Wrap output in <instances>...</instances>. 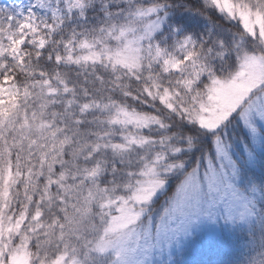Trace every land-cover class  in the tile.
<instances>
[{
	"label": "snow or ice",
	"instance_id": "6c2138e0",
	"mask_svg": "<svg viewBox=\"0 0 264 264\" xmlns=\"http://www.w3.org/2000/svg\"><path fill=\"white\" fill-rule=\"evenodd\" d=\"M129 21L139 25L148 63L128 77L118 64L98 65L84 75L103 91L78 95L77 65L65 62L70 49L93 30L118 34ZM250 63L264 66V0H0V122H19L21 109L27 120L41 89L51 107L75 108L81 127L85 117L89 125L101 117L109 131L99 139L121 147L102 185L145 177L153 185L139 205L147 210L103 247L94 233L71 234L62 212L46 225L35 196L22 210L19 201L13 208L0 200L8 213L5 220L0 212V264L20 256L28 264H264V76L249 81ZM145 69L159 70V83L145 79ZM125 79L139 91L121 90ZM234 82L246 87L221 118L205 123L212 90ZM125 110L135 125L103 119Z\"/></svg>",
	"mask_w": 264,
	"mask_h": 264
},
{
	"label": "trees",
	"instance_id": "16d2710c",
	"mask_svg": "<svg viewBox=\"0 0 264 264\" xmlns=\"http://www.w3.org/2000/svg\"><path fill=\"white\" fill-rule=\"evenodd\" d=\"M138 27L139 25L135 21H129L122 25L118 34L112 32L105 34L93 30L86 35L85 39L77 41L75 49H70L65 62L77 65V68L71 71L79 72V77H72L78 95L85 94L82 91L84 89H87L88 94H92L94 97L97 92H102L104 86L97 84L91 76L84 74L97 70L98 65L112 62L107 56L100 60L83 59L86 50L91 46H95L96 50L103 45L108 46L109 37L111 36L116 41L114 36L120 35L122 32L134 37ZM72 52H75L74 56ZM143 55L144 59L141 60V66L127 68L118 64L117 73L125 77L140 73L141 67L148 63V56ZM125 68L128 69L127 72L124 71ZM99 70L104 71V69ZM108 72L110 73L111 69ZM144 75L145 79L150 78L159 83V70H156L155 74H151L145 69ZM84 80H87L88 83L85 84ZM105 84H107V80ZM129 85L139 91L140 86L127 79L121 83L120 88L126 91ZM48 90H56V86L53 84L52 88ZM42 91L38 89L33 93L36 106H28L27 120L23 119L24 110L21 109L16 114L20 118L19 122H16L15 119L12 123L0 122V129L3 130L0 132V174L5 172L9 166L14 169L13 172L8 173L7 179L0 183V200H5L13 208L19 201L21 203L19 210H22L23 206L29 203L28 198L35 196L38 198L37 203L39 201L44 202V223L46 225L52 216L62 212L67 217L65 224L71 229V234L83 236L86 234H82L83 230L89 234L91 227L100 224L99 214L102 213L100 206L101 202L105 200V197H101L102 194L112 185L121 187L127 183V180L122 179L115 184L102 185L100 183L101 180L106 179L103 173L109 170L108 165L111 163L112 156L122 155V149H119L118 146L112 147L111 141L105 142L99 139L102 133L106 135L109 131L100 123L101 117L93 116L92 125L87 123L89 118L85 117L86 123L84 127H81L73 123L74 119H79L78 116L74 115L77 111L75 108L66 109L62 105L57 108L51 107L52 100L43 95ZM106 95L107 93H105ZM100 99L103 101V97ZM117 117L118 115L103 119H111L114 123L127 125ZM31 139L33 141L30 143ZM42 145H44V149L40 150ZM110 146L112 153H106L105 148ZM43 151L51 154L50 157L53 159L48 161L47 165L39 161L43 157ZM97 152L99 155H96ZM12 153L16 155L10 160L9 157ZM94 166L98 168L95 179H83L77 183V179H75L73 182L72 179L75 176L76 178L80 176L77 174L79 168L89 169ZM80 178L84 177L80 176ZM52 184L56 185L54 190L51 188ZM98 193H100V197L96 196ZM58 200L63 201V203L58 205L56 203ZM49 208L53 209L51 215L48 213ZM65 208L67 211L63 212ZM0 212H3L4 218L7 220L6 209H0ZM29 226H31V222ZM46 230L50 231V229ZM91 233L98 236L99 232Z\"/></svg>",
	"mask_w": 264,
	"mask_h": 264
},
{
	"label": "rangeland",
	"instance_id": "374dc122",
	"mask_svg": "<svg viewBox=\"0 0 264 264\" xmlns=\"http://www.w3.org/2000/svg\"><path fill=\"white\" fill-rule=\"evenodd\" d=\"M116 43L108 46H101L99 49H95V46L89 47L84 53L83 59L87 60H100L104 57L111 59L112 64H120L123 67H137L141 66V60L144 59L143 53L140 51L138 36L123 33L114 36ZM245 71L248 73L249 81L264 76V66L256 63H250ZM246 84L232 83L229 85H220L212 90V94L209 96V103L211 107L207 110L209 115L205 118L204 122L211 124L221 118L224 110L235 100L237 95L244 90ZM124 124L132 123L135 125L138 121L126 110L120 113L117 117ZM33 139L30 140V143ZM111 145V144H110ZM54 146V145H52ZM116 147V146H112ZM121 149L120 146H118ZM44 149V145L40 147V150ZM49 150V149H48ZM47 151H43L42 158L39 160L47 165L48 161L53 160ZM97 167L79 168L78 175L84 177L80 178L76 176L72 179L73 182L77 179V182H81L83 179L93 180L97 173ZM122 189L120 193H117L115 189ZM106 189V188H105ZM104 189V191H105ZM153 191V185L149 182V178L145 177L143 181L137 180L135 183L127 180L124 186H110L102 194L101 197H105V200L101 202L100 224H97L90 228L91 232H99L98 236H94L93 239L97 240V243L103 247L108 241L115 236L123 233L131 223L135 222V219L139 218V213L146 211V208H140L139 205L147 203ZM172 186L169 187L167 193H162L153 205L152 211L156 212L163 204V200L167 195H170ZM100 197V193L96 195ZM100 211V210H99ZM87 233L82 231V234ZM101 233H103L101 235ZM15 264H28L26 256H20L16 258Z\"/></svg>",
	"mask_w": 264,
	"mask_h": 264
}]
</instances>
